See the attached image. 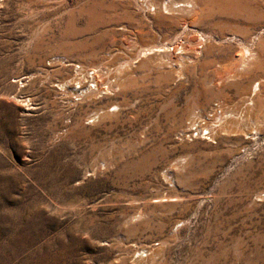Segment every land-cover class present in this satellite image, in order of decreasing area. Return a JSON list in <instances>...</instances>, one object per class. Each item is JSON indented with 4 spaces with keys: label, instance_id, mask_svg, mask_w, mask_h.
Here are the masks:
<instances>
[{
    "label": "rangeland",
    "instance_id": "rangeland-1",
    "mask_svg": "<svg viewBox=\"0 0 264 264\" xmlns=\"http://www.w3.org/2000/svg\"><path fill=\"white\" fill-rule=\"evenodd\" d=\"M0 264H264V0H0Z\"/></svg>",
    "mask_w": 264,
    "mask_h": 264
},
{
    "label": "built area",
    "instance_id": "built-area-1",
    "mask_svg": "<svg viewBox=\"0 0 264 264\" xmlns=\"http://www.w3.org/2000/svg\"><path fill=\"white\" fill-rule=\"evenodd\" d=\"M93 71L89 73L91 77L93 76ZM213 115L219 114L221 112L220 105L218 103L213 104V109H212ZM195 115V116H194ZM196 116H199L197 112H194L193 118L189 119L187 122V129H184L181 133H179L180 137H191L192 136H204L207 137L209 132L208 129L205 128L203 125H199L197 123V119H195ZM187 134V135H186Z\"/></svg>",
    "mask_w": 264,
    "mask_h": 264
},
{
    "label": "bare ground",
    "instance_id": "bare-ground-1",
    "mask_svg": "<svg viewBox=\"0 0 264 264\" xmlns=\"http://www.w3.org/2000/svg\"><path fill=\"white\" fill-rule=\"evenodd\" d=\"M178 2H171L170 4H173V5H175V7H186V5H187V3L186 2H184V3H180V4H177ZM190 5V4H189ZM181 9H183V8H181ZM152 49V48H151ZM148 51V50H147ZM145 53V52H144ZM242 58H244V57H242ZM254 58V54L251 52L250 53V55H248L247 57H246V59H244L243 60V64H246L247 62H249V61H251L252 59ZM78 71H80V70H78ZM101 73V72H100ZM100 73H98V71H95L94 73H93V76L91 77L92 78V80H94L95 81V84H94V86L93 87H91L90 85L89 86H86V87H82V86H78V88H79V90L77 91V89H76V91H77V93H79V94H83V93H85V92H87V91H90V90H96L97 88H98V77L100 76ZM100 78V77H99ZM100 82V81H99ZM257 89V88H256Z\"/></svg>",
    "mask_w": 264,
    "mask_h": 264
}]
</instances>
